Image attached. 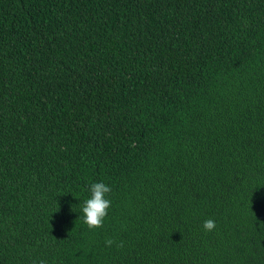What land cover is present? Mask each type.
Instances as JSON below:
<instances>
[{
	"label": "trees",
	"instance_id": "1",
	"mask_svg": "<svg viewBox=\"0 0 264 264\" xmlns=\"http://www.w3.org/2000/svg\"><path fill=\"white\" fill-rule=\"evenodd\" d=\"M0 264H264V0H0Z\"/></svg>",
	"mask_w": 264,
	"mask_h": 264
},
{
	"label": "clouds",
	"instance_id": "2",
	"mask_svg": "<svg viewBox=\"0 0 264 264\" xmlns=\"http://www.w3.org/2000/svg\"><path fill=\"white\" fill-rule=\"evenodd\" d=\"M111 190L110 185L103 181H93L89 184L88 196L83 200L80 208L83 222L89 229L99 228L103 224L111 205L109 198ZM213 226L214 223L211 220L204 222L206 229L210 230ZM106 243L110 244L111 241H106Z\"/></svg>",
	"mask_w": 264,
	"mask_h": 264
}]
</instances>
